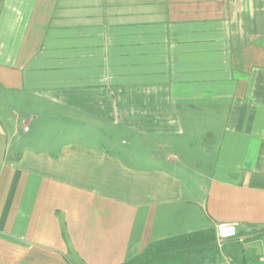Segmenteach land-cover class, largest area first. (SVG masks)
I'll use <instances>...</instances> for the list:
<instances>
[{"label":"crops","instance_id":"0c3cea01","mask_svg":"<svg viewBox=\"0 0 264 264\" xmlns=\"http://www.w3.org/2000/svg\"><path fill=\"white\" fill-rule=\"evenodd\" d=\"M222 223L264 264V0H0V264Z\"/></svg>","mask_w":264,"mask_h":264},{"label":"trees","instance_id":"16d2710c","mask_svg":"<svg viewBox=\"0 0 264 264\" xmlns=\"http://www.w3.org/2000/svg\"><path fill=\"white\" fill-rule=\"evenodd\" d=\"M255 250L246 256L243 244L235 238L226 239L219 246L215 230L208 228L152 241L120 264H212L221 254L235 264H256L259 256Z\"/></svg>","mask_w":264,"mask_h":264},{"label":"built area","instance_id":"2783aa9c","mask_svg":"<svg viewBox=\"0 0 264 264\" xmlns=\"http://www.w3.org/2000/svg\"><path fill=\"white\" fill-rule=\"evenodd\" d=\"M237 227V223L219 224L215 230L216 241L218 245L221 246V242L229 238H235L240 240V238L238 237Z\"/></svg>","mask_w":264,"mask_h":264},{"label":"rangeland","instance_id":"374dc122","mask_svg":"<svg viewBox=\"0 0 264 264\" xmlns=\"http://www.w3.org/2000/svg\"><path fill=\"white\" fill-rule=\"evenodd\" d=\"M252 247V246H251ZM252 249V248H251Z\"/></svg>","mask_w":264,"mask_h":264}]
</instances>
